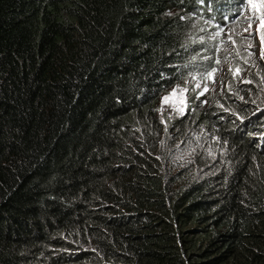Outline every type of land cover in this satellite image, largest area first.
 I'll list each match as a JSON object with an SVG mask.
<instances>
[{
	"label": "trees",
	"instance_id": "16d2710c",
	"mask_svg": "<svg viewBox=\"0 0 264 264\" xmlns=\"http://www.w3.org/2000/svg\"><path fill=\"white\" fill-rule=\"evenodd\" d=\"M242 1L0 0V264H264V64L159 116Z\"/></svg>",
	"mask_w": 264,
	"mask_h": 264
},
{
	"label": "rangeland",
	"instance_id": "374dc122",
	"mask_svg": "<svg viewBox=\"0 0 264 264\" xmlns=\"http://www.w3.org/2000/svg\"><path fill=\"white\" fill-rule=\"evenodd\" d=\"M228 5H231L230 1L222 7H228ZM236 7L238 9L234 15H231L233 13L231 8L224 11V17L220 19L223 25L199 31L198 38L204 37L206 42H214V45L208 46L209 49L211 48V53L204 65H194L193 75L161 97L159 116L165 127L168 125V120L185 112L189 103V94L196 93L197 98H206L205 101L199 102L202 106L206 102L207 106V103L216 100L227 89L229 79L245 81L247 74L254 72L260 64H264V43L261 40V32L256 30L259 21L249 18L252 15L250 11L245 15L246 0L237 4ZM250 23L252 27L249 29ZM203 25L209 27L208 24ZM193 26L197 28L198 22L194 21ZM190 29L192 31V28ZM217 32H219L218 36ZM237 69H239L238 72ZM209 73L212 75L209 76ZM174 91L175 96L172 95ZM166 97L169 98L167 103H165Z\"/></svg>",
	"mask_w": 264,
	"mask_h": 264
},
{
	"label": "snow or ice",
	"instance_id": "6c2138e0",
	"mask_svg": "<svg viewBox=\"0 0 264 264\" xmlns=\"http://www.w3.org/2000/svg\"><path fill=\"white\" fill-rule=\"evenodd\" d=\"M247 9L245 11V15H247L248 11L251 12V17H249L251 20L255 21L258 20V26L257 31L261 32V40L262 43H264V0H246ZM249 29L252 27V24H249ZM216 35H219V32L216 33ZM215 69L213 70V72ZM239 69H237V72ZM212 73H209V76H211ZM207 89H205L206 91ZM175 91L172 93L173 96H175ZM203 95V93H201ZM169 102V98H165V103ZM182 111V109H181Z\"/></svg>",
	"mask_w": 264,
	"mask_h": 264
},
{
	"label": "bare ground",
	"instance_id": "6f19581e",
	"mask_svg": "<svg viewBox=\"0 0 264 264\" xmlns=\"http://www.w3.org/2000/svg\"><path fill=\"white\" fill-rule=\"evenodd\" d=\"M235 12L237 13V11H236V8L234 9V11H233V13H232L231 15H234V14H235Z\"/></svg>",
	"mask_w": 264,
	"mask_h": 264
}]
</instances>
